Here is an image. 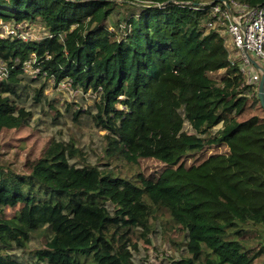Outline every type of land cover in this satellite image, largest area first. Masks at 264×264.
I'll return each mask as SVG.
<instances>
[{
    "label": "trees",
    "instance_id": "trees-1",
    "mask_svg": "<svg viewBox=\"0 0 264 264\" xmlns=\"http://www.w3.org/2000/svg\"><path fill=\"white\" fill-rule=\"evenodd\" d=\"M210 2L0 0L1 21L43 31L0 37V131L28 123L13 95L33 54L38 77L97 95L107 158L156 164L121 175L55 139L20 169L0 159V264H30L13 251L35 234L36 263L134 264L158 213L185 235V254L165 264H264V111L225 38L205 28Z\"/></svg>",
    "mask_w": 264,
    "mask_h": 264
},
{
    "label": "rangeland",
    "instance_id": "rangeland-1",
    "mask_svg": "<svg viewBox=\"0 0 264 264\" xmlns=\"http://www.w3.org/2000/svg\"><path fill=\"white\" fill-rule=\"evenodd\" d=\"M132 13L137 14L138 9H133ZM0 20V24H1ZM5 23V22H3ZM33 38L42 34L39 22L29 24ZM231 38L225 42L228 56L231 60L238 61V51L230 43ZM264 64L258 61V67L263 68ZM258 71V68H254ZM34 73L24 72L21 81L15 85L14 100L20 106L27 109L31 115L28 123L18 129L0 131V159L9 162L17 169L21 168L25 157H35L39 155L43 146L50 140L70 141L72 140L84 155L87 164L107 163L105 168H110L121 175H133V173L146 164L156 165L153 162H143L141 165L128 163L125 160L107 158L104 148L107 140L105 131L97 128L91 118L96 110L95 101L97 95L91 91L75 92L64 87L53 84L52 79L46 77H33ZM44 84V89L40 101L34 100V88ZM80 109L81 112L74 116V111ZM220 126L213 128L215 130ZM184 129L191 132L187 123ZM78 161L70 159V163L76 164ZM167 214L158 213L155 222V231L150 232L147 237L148 242L140 238L137 240V248L132 249V260L134 264H165L169 258H177L185 254L183 242L185 235L171 226ZM42 237L33 235L24 250L13 251L15 256L30 264L36 263L33 250L41 246Z\"/></svg>",
    "mask_w": 264,
    "mask_h": 264
},
{
    "label": "built area",
    "instance_id": "built-area-1",
    "mask_svg": "<svg viewBox=\"0 0 264 264\" xmlns=\"http://www.w3.org/2000/svg\"><path fill=\"white\" fill-rule=\"evenodd\" d=\"M209 18L205 22L207 30H215L220 33L225 42L231 38L230 43L238 51L239 68L244 74L246 81L257 85L260 77L264 74L263 68L258 67V61L264 64V9L262 7H249L237 0H222L210 2ZM30 23H8L3 21L0 24V37L16 36L21 40H33ZM34 55L23 63L24 72L39 73L38 67H33L31 62ZM230 59V58H229ZM236 59V58H235ZM231 60L237 61V60ZM258 68V71H254ZM6 63L0 58V80L7 76ZM59 86L72 90L69 80L65 79L58 83ZM74 89V88H73ZM257 89V88H256ZM75 92L79 89H74Z\"/></svg>",
    "mask_w": 264,
    "mask_h": 264
},
{
    "label": "water",
    "instance_id": "water-1",
    "mask_svg": "<svg viewBox=\"0 0 264 264\" xmlns=\"http://www.w3.org/2000/svg\"><path fill=\"white\" fill-rule=\"evenodd\" d=\"M216 1V0H214ZM257 97L260 103L261 108L264 111V74L261 75L260 80L257 84Z\"/></svg>",
    "mask_w": 264,
    "mask_h": 264
},
{
    "label": "clouds",
    "instance_id": "clouds-1",
    "mask_svg": "<svg viewBox=\"0 0 264 264\" xmlns=\"http://www.w3.org/2000/svg\"><path fill=\"white\" fill-rule=\"evenodd\" d=\"M256 92H257V90H256Z\"/></svg>",
    "mask_w": 264,
    "mask_h": 264
}]
</instances>
